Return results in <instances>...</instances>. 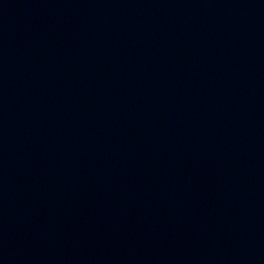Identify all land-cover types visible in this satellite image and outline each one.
<instances>
[{
	"label": "water",
	"instance_id": "water-1",
	"mask_svg": "<svg viewBox=\"0 0 264 264\" xmlns=\"http://www.w3.org/2000/svg\"><path fill=\"white\" fill-rule=\"evenodd\" d=\"M0 264H264V0H0Z\"/></svg>",
	"mask_w": 264,
	"mask_h": 264
}]
</instances>
